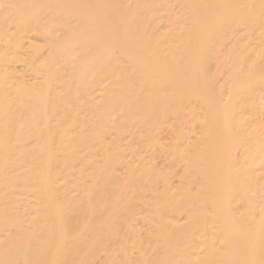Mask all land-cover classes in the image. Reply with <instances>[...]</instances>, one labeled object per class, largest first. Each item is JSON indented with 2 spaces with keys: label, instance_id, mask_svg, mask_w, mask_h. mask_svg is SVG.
<instances>
[{
  "label": "bare ground",
  "instance_id": "1",
  "mask_svg": "<svg viewBox=\"0 0 264 264\" xmlns=\"http://www.w3.org/2000/svg\"><path fill=\"white\" fill-rule=\"evenodd\" d=\"M0 264H264V0H0Z\"/></svg>",
  "mask_w": 264,
  "mask_h": 264
}]
</instances>
